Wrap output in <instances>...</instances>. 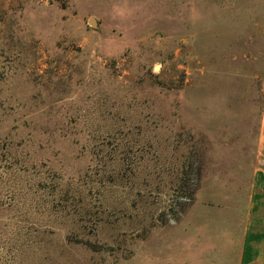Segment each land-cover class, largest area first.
I'll use <instances>...</instances> for the list:
<instances>
[{
	"label": "rangeland",
	"instance_id": "1",
	"mask_svg": "<svg viewBox=\"0 0 264 264\" xmlns=\"http://www.w3.org/2000/svg\"><path fill=\"white\" fill-rule=\"evenodd\" d=\"M263 18L264 0H0V264L251 263L264 48L208 31Z\"/></svg>",
	"mask_w": 264,
	"mask_h": 264
},
{
	"label": "crops",
	"instance_id": "2",
	"mask_svg": "<svg viewBox=\"0 0 264 264\" xmlns=\"http://www.w3.org/2000/svg\"><path fill=\"white\" fill-rule=\"evenodd\" d=\"M264 25L263 21H260ZM251 30L249 26L242 31L232 29L221 30L216 26L208 31L210 39L215 41L226 39L225 45H210L217 48H264V26ZM218 27V26H217ZM255 169L250 183V194L247 212L243 218L246 237L250 240L244 254L248 264H264V113L260 123L257 151L255 155Z\"/></svg>",
	"mask_w": 264,
	"mask_h": 264
},
{
	"label": "trees",
	"instance_id": "3",
	"mask_svg": "<svg viewBox=\"0 0 264 264\" xmlns=\"http://www.w3.org/2000/svg\"><path fill=\"white\" fill-rule=\"evenodd\" d=\"M184 179H183V185L181 187V191L187 192L186 190L188 189V192L190 191V180H191V175L188 174V171L185 170ZM190 196H193V191L191 192Z\"/></svg>",
	"mask_w": 264,
	"mask_h": 264
},
{
	"label": "water",
	"instance_id": "4",
	"mask_svg": "<svg viewBox=\"0 0 264 264\" xmlns=\"http://www.w3.org/2000/svg\"><path fill=\"white\" fill-rule=\"evenodd\" d=\"M90 25H91V27H93L95 29L97 28V23H96L95 19L90 20Z\"/></svg>",
	"mask_w": 264,
	"mask_h": 264
}]
</instances>
